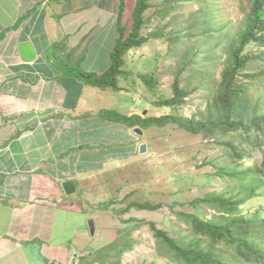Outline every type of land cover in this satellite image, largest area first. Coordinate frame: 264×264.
Here are the masks:
<instances>
[{"label":"crops","instance_id":"crops-1","mask_svg":"<svg viewBox=\"0 0 264 264\" xmlns=\"http://www.w3.org/2000/svg\"><path fill=\"white\" fill-rule=\"evenodd\" d=\"M119 8L120 0H0V264H74L86 256L97 222L83 183L103 168L105 137L116 135L103 121V89L60 63L71 55L72 65L103 73ZM28 41L33 62L19 48ZM54 43L62 49L50 57ZM68 179L76 187L70 195Z\"/></svg>","mask_w":264,"mask_h":264},{"label":"trees","instance_id":"trees-1","mask_svg":"<svg viewBox=\"0 0 264 264\" xmlns=\"http://www.w3.org/2000/svg\"><path fill=\"white\" fill-rule=\"evenodd\" d=\"M241 1L239 6L243 18L239 23L229 21L216 27L211 23V0H190V3L197 5V10L191 13L187 27L183 26L180 32L177 29L172 31L175 32L172 39L179 42L183 49L185 41L201 38L200 49L188 48L185 56L181 57L183 68L174 82L173 95L155 103L171 109V113L148 118L142 114L127 115L116 110H103V121L111 124L108 131L116 138H120L121 134L123 137L126 132L129 136L127 143L133 140L129 129L162 127L169 123L192 134L218 139L226 136V141L218 140V143L226 147L233 161L221 164L219 160H214L211 165L219 178L234 181L237 185H228L221 191L213 190L196 198L193 204L201 208L200 214L178 213L192 228L191 239H177L155 223L151 224L157 251L173 264H264V0ZM186 3L185 0H163L159 13L163 18L172 17L180 4ZM151 6L150 0H120L119 13L115 17L117 33L110 52L111 62L103 73L86 71L79 63L72 65L71 55L67 56L66 65L60 63L61 59L57 61L58 64L66 74L86 84L121 91L120 79L130 75L125 69L126 54L149 40L141 32ZM130 11L132 24L129 27L124 19ZM177 14L173 17L175 21H171L173 26L185 22L184 15ZM206 18L210 21L205 22ZM198 28L203 31L194 34L192 30ZM163 33L164 29H160L154 35L162 36ZM61 49V44L54 43L48 55L55 56ZM172 51L176 56L181 49ZM185 71L188 72V83L191 86L193 81L196 82L195 87L181 85L179 78ZM141 78L149 88L156 81L154 76L147 74L141 75ZM195 92L208 94L205 109L191 117L177 113L186 98ZM107 137L112 138L104 141L105 148L118 140L110 135ZM105 148L103 154L108 149ZM107 151L106 156L112 150ZM258 151L262 153V158H255ZM116 202L111 200L109 204ZM136 206L139 209L158 208L148 203ZM255 208V212L250 214L248 210ZM129 209L127 207L126 210ZM207 213L212 216H201ZM123 240L126 246L132 244L127 234ZM85 258L81 257V264H92Z\"/></svg>","mask_w":264,"mask_h":264},{"label":"rangeland","instance_id":"rangeland-1","mask_svg":"<svg viewBox=\"0 0 264 264\" xmlns=\"http://www.w3.org/2000/svg\"><path fill=\"white\" fill-rule=\"evenodd\" d=\"M162 1L150 0L152 6L145 15L146 21L141 32L149 40L126 54L125 69L130 75L120 79L122 90L103 89V110H116L127 115L142 114L148 118L172 112L155 103L173 95L174 82L183 68L181 57L185 56L188 48L200 49L201 38L185 41L183 49L179 42L172 39L174 29L180 32L183 26H188L191 13L197 10V5L185 0L187 3L180 4L172 17L163 18L159 13ZM239 2L242 1L211 0V23L216 27L229 21L238 24L243 18ZM131 13L127 12L124 19L129 27L132 24ZM177 13L184 15L185 22L181 21L178 26L174 23L173 26L171 21H175L173 17ZM206 21L210 20L206 18ZM160 29H164L162 36H155ZM192 31L200 34L203 29ZM174 49H181V52L175 56ZM105 59L107 55L104 52L103 61ZM215 71L218 78L219 68ZM144 74L156 78L153 87L149 88L144 83L141 78ZM187 78L188 72L185 71L179 78L181 85L195 87L196 82L193 81L190 86ZM207 100L208 94L195 92L186 98L177 113L191 117L205 109ZM128 133L133 135V140L127 143L129 136L126 132L123 137L121 134L120 138H116L118 140H114L108 149L105 148L112 151L106 156L108 151L105 150L103 168L91 172L83 183L81 197L85 200L87 211L97 222L93 225L94 237L85 252V260L92 264H173L157 251L151 224L155 223L177 239H191L192 228L178 213L200 214L201 208L193 204L196 198L213 190L221 191L228 185H237L234 181L219 178L211 165L214 160H219L221 164L233 161L226 147L218 143V140L226 141V136L218 139L192 134L170 123L142 129V134L132 129ZM142 143L147 144V152L143 154L139 149ZM262 156L258 151L255 158ZM111 200L117 202L109 204ZM142 203L158 208L139 209L136 205ZM127 207L130 209L126 210ZM243 209L246 213L245 205ZM255 210L248 211L251 214ZM201 216L210 218L212 214ZM88 223L91 224L90 221ZM126 234L132 242L130 246H126L123 240ZM78 256L74 258V264L83 263L80 261L81 256Z\"/></svg>","mask_w":264,"mask_h":264},{"label":"water","instance_id":"water-1","mask_svg":"<svg viewBox=\"0 0 264 264\" xmlns=\"http://www.w3.org/2000/svg\"><path fill=\"white\" fill-rule=\"evenodd\" d=\"M19 48H20L21 55L26 62H33L36 60L37 52H36L32 42L28 41L25 43H21L19 45ZM134 132L137 134H142V129L140 127H136L134 129ZM139 149H140V153H142V154L146 153L147 152V144L142 143L140 145ZM62 186L65 189L66 193L69 195L72 193H75V191H76L75 183L72 179H68V180L64 181ZM92 229L94 230L93 225H92Z\"/></svg>","mask_w":264,"mask_h":264},{"label":"built area","instance_id":"built-area-1","mask_svg":"<svg viewBox=\"0 0 264 264\" xmlns=\"http://www.w3.org/2000/svg\"><path fill=\"white\" fill-rule=\"evenodd\" d=\"M2 124V120L0 119V125Z\"/></svg>","mask_w":264,"mask_h":264}]
</instances>
